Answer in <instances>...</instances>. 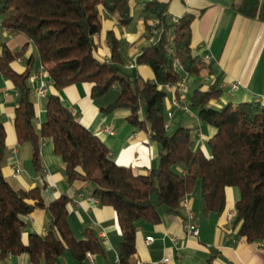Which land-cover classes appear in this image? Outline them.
<instances>
[{
    "label": "trees",
    "instance_id": "trees-1",
    "mask_svg": "<svg viewBox=\"0 0 264 264\" xmlns=\"http://www.w3.org/2000/svg\"><path fill=\"white\" fill-rule=\"evenodd\" d=\"M130 2L0 0V17L6 28L23 33L33 42L55 90L87 82L91 85V98H99L116 85L118 96L103 111L125 109L126 120L132 126L149 129L159 145L157 167L147 175H138L114 162L104 143L76 120L56 94L49 95L45 120L36 128L29 84L33 58L28 59L24 71L17 72L12 63L23 56L26 46L12 52L3 45L0 73L12 82L19 97L13 120L16 142L31 145L33 166L40 171V143L51 138L54 153L64 163L66 181L70 185L92 184V196L114 209L122 234L118 247L120 264H128L135 252L136 223H158L160 207L177 211L184 196L198 182L205 213L221 215L226 208L227 188H238L234 225L239 226V235L247 241H264V104L254 100L227 103L220 109L209 106L221 94L216 78L208 89L195 90L186 102L199 110L200 120L216 129L209 141L210 154L194 148L188 127L168 135L164 104L167 90L161 86L180 79L173 58L178 57L184 73L189 75H200L202 71L213 75V70L211 64L192 54L193 16L185 14L173 21L167 16L166 5L158 1L143 3L146 31L157 40L144 47L136 59L137 64L150 68L152 79L138 76L132 80L123 73L119 42L111 32V58L98 60L94 56V36L101 29L100 10L115 13L125 25L131 20ZM231 8L248 19L264 22V0H241ZM153 20L158 21L155 27ZM5 152L6 131L0 117V256L27 253L33 263L43 260L54 264L65 251L79 260L86 252H102L93 232L88 230L85 240H76L72 235L67 222V196L46 203L40 189H15L8 183L2 173ZM37 208L45 210L50 222L45 234L31 233L24 243L23 216Z\"/></svg>",
    "mask_w": 264,
    "mask_h": 264
},
{
    "label": "crops",
    "instance_id": "crops-1",
    "mask_svg": "<svg viewBox=\"0 0 264 264\" xmlns=\"http://www.w3.org/2000/svg\"><path fill=\"white\" fill-rule=\"evenodd\" d=\"M158 1L166 5L167 14L181 18L185 14L193 16L190 26V46L192 54L203 62L211 64L213 75L202 71L200 75L186 74L187 93L182 96L167 90L164 99L166 110V132L171 135L180 127H188L194 148L210 154L209 141L216 129L199 118V110L186 102L199 87L208 89L211 82L218 78L220 97L212 100L209 106L220 109L227 103L254 101L256 96L264 95V22L248 19L235 13L231 6L241 0H131V20L122 25L115 13L100 10L101 29L94 36L96 48L94 56L100 61L111 58L110 32L119 42L122 71L132 80L138 76L152 79L153 73L146 65L134 63L144 47L157 40L155 35L146 31L143 3ZM5 45L12 52L26 46L23 56L17 58L12 66L17 72L26 69L27 61L33 58L31 75L37 74L41 67L38 52L33 42L23 33L13 32L3 25L0 17V54ZM204 55L210 59L204 61ZM29 76V77H30ZM46 83V93L36 97L32 91L35 106L34 125L39 128L45 120V110L49 95L56 94L62 104L70 111L75 110L77 121L87 127L108 148L110 158L119 165L129 167L134 174L147 175L159 162V145L153 140L149 129L132 126L127 120L128 111L117 109L103 111L118 96L114 85L99 98H91L87 82L70 84L55 90L47 71L42 76ZM237 82L235 90L228 86ZM29 84H36L29 80ZM176 101V103H174ZM19 103L17 91L12 82L0 73V117L6 131V152L2 173L15 189L29 190L38 188L44 202L49 203L58 196L69 199L67 222L76 240H85L87 231L98 238L102 252L86 254L82 260L69 251L55 259L54 264H120L118 247L122 240L116 212L110 206L102 205L92 196V184L70 185L65 178L64 163L54 153L51 138L40 143L41 170L37 171L31 159V145L18 144L14 130V111ZM264 104V103H263ZM170 114V116H168ZM111 130V133L107 129ZM18 167L19 172L14 169ZM186 207L170 211L160 207V221L155 224L138 221L136 223L135 252L129 257L128 264L138 261L149 264H264V241H247L240 236L239 226L234 220L225 218L228 209H234L239 199V190L229 187L226 190V208L220 215L205 213L199 182L194 190L184 196ZM189 219L198 227V235L185 232L184 223L187 212ZM22 241L27 243L31 233L45 234L50 222L44 209H35L23 216ZM152 241L147 244L146 238ZM167 258V262H162ZM0 264H45L42 260L33 263L27 253L0 256Z\"/></svg>",
    "mask_w": 264,
    "mask_h": 264
},
{
    "label": "built area",
    "instance_id": "built-area-1",
    "mask_svg": "<svg viewBox=\"0 0 264 264\" xmlns=\"http://www.w3.org/2000/svg\"><path fill=\"white\" fill-rule=\"evenodd\" d=\"M168 18H170L171 20L175 21L178 18H175L174 16H169L167 14ZM152 26H156L158 24L157 20H153L152 21ZM156 33V30H154V34ZM204 61H208L210 59V57L208 55H204ZM134 63H136L135 60H133L131 62V64H129V66H132ZM173 67L174 70L180 74V79L175 82V83H166L165 85L161 86L162 88H164L165 90H169L171 92H176L179 95L184 96L187 93V80H186V75L184 73L183 67L178 59V57H174L173 58ZM46 72L44 67H41L40 71L37 74H33L29 77V80H31L32 82L36 81V84L32 85V91L34 93V95L38 98L40 96L45 95L46 93V83L44 81V79L42 78V76L44 75V73ZM230 89L235 90L238 87L237 82L233 81L231 82L229 85ZM255 101L259 102V103H264V95H259L255 97ZM174 103H176V101H174ZM70 113L75 116L76 112L75 110H70ZM168 116H170V114H168ZM169 124V118L167 119V121L165 122V126H167ZM108 132L111 133V130L108 128L107 129ZM15 173H18L20 170L18 167H16L14 169ZM183 174H185V171H183ZM186 199L185 197L182 199L180 206L181 207H186ZM192 217L191 212L188 210L187 212V221L184 223V230L186 233L193 235V236H197L198 235V227L195 223L190 222L189 219ZM235 217V209H228L225 212V218L226 220L229 221H233ZM152 241L151 237L146 238V243L149 244ZM86 257L91 260L93 255L89 252H86ZM167 258H164L162 260V262H167ZM136 264H149L147 262H143V261H138ZM153 264V263H151Z\"/></svg>",
    "mask_w": 264,
    "mask_h": 264
}]
</instances>
